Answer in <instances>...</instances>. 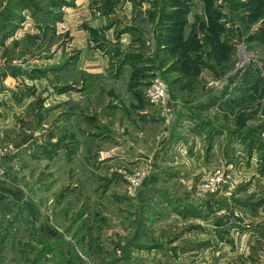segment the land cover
<instances>
[{"label": "rangeland", "instance_id": "obj_1", "mask_svg": "<svg viewBox=\"0 0 264 264\" xmlns=\"http://www.w3.org/2000/svg\"><path fill=\"white\" fill-rule=\"evenodd\" d=\"M4 71L0 264H264V0H0Z\"/></svg>", "mask_w": 264, "mask_h": 264}, {"label": "crops", "instance_id": "obj_2", "mask_svg": "<svg viewBox=\"0 0 264 264\" xmlns=\"http://www.w3.org/2000/svg\"><path fill=\"white\" fill-rule=\"evenodd\" d=\"M82 7H83V5H82ZM202 8H203V6H202ZM77 9H79V8H76L75 10H77ZM86 11H88V10H86ZM201 13L202 12H199V14H201ZM123 40H125L126 42L129 41L130 40V36L128 34L125 35ZM9 45H10V43L8 41L4 40V41L1 42V47L2 48L4 47V49L8 48ZM7 57H8V54H5V55L2 54V60L3 61L6 60ZM12 80L13 79L11 78V76L6 71L1 73V75H0V129L2 128V123L3 122L7 123V119H12L11 106L10 105L21 106V107L23 106L24 107V104H25L24 102H21V105H20V103H16V101L14 99L13 83L11 82ZM137 96H138V93H135V92H133V93L131 92L129 94L130 98L137 97ZM187 113L188 114H186V115H191L192 116V112H187ZM180 118L182 119L183 116L180 117ZM186 118H187V116H186ZM124 120H126V119H124V118L122 119L121 118V121L125 122ZM10 122L11 121L9 120V123ZM185 144H187V143H185ZM182 145H184V144H182ZM27 152H30V150L28 149ZM77 157H81V156H77ZM192 157H200V156H192ZM115 163H118V165H122L120 160H116ZM138 163L139 162H137V161L133 162L132 159H128V160L126 159L124 166H126L128 168H137V166L139 165ZM4 184L5 183L0 180V187L1 186L4 187Z\"/></svg>", "mask_w": 264, "mask_h": 264}, {"label": "built area", "instance_id": "obj_3", "mask_svg": "<svg viewBox=\"0 0 264 264\" xmlns=\"http://www.w3.org/2000/svg\"><path fill=\"white\" fill-rule=\"evenodd\" d=\"M166 95V87L163 83L159 81L153 82L150 86H148L144 91V97L146 100L151 102L162 101ZM9 151L5 147L0 146V160L3 156L8 154ZM3 174V170L0 167V175ZM131 182L135 183L136 180L131 178Z\"/></svg>", "mask_w": 264, "mask_h": 264}]
</instances>
